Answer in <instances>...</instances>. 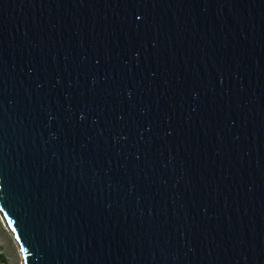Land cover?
<instances>
[{
  "label": "water",
  "instance_id": "water-1",
  "mask_svg": "<svg viewBox=\"0 0 264 264\" xmlns=\"http://www.w3.org/2000/svg\"><path fill=\"white\" fill-rule=\"evenodd\" d=\"M0 215L23 264H264V0H0Z\"/></svg>",
  "mask_w": 264,
  "mask_h": 264
},
{
  "label": "rangeland",
  "instance_id": "rangeland-1",
  "mask_svg": "<svg viewBox=\"0 0 264 264\" xmlns=\"http://www.w3.org/2000/svg\"><path fill=\"white\" fill-rule=\"evenodd\" d=\"M0 215V254L3 256L2 264H23L19 245L11 230Z\"/></svg>",
  "mask_w": 264,
  "mask_h": 264
},
{
  "label": "trees",
  "instance_id": "trees-1",
  "mask_svg": "<svg viewBox=\"0 0 264 264\" xmlns=\"http://www.w3.org/2000/svg\"><path fill=\"white\" fill-rule=\"evenodd\" d=\"M0 260H1V262H2V260H3V256H2V254H0Z\"/></svg>",
  "mask_w": 264,
  "mask_h": 264
},
{
  "label": "bare ground",
  "instance_id": "bare-ground-1",
  "mask_svg": "<svg viewBox=\"0 0 264 264\" xmlns=\"http://www.w3.org/2000/svg\"><path fill=\"white\" fill-rule=\"evenodd\" d=\"M3 219V218H2ZM6 225V224H5ZM12 232V231H11ZM13 234V233H12ZM14 235V234H13ZM18 243V242H17ZM19 245V244H18ZM20 248V247H19Z\"/></svg>",
  "mask_w": 264,
  "mask_h": 264
}]
</instances>
